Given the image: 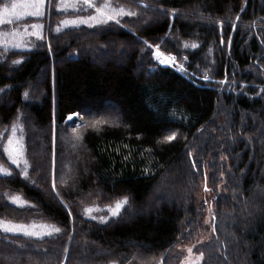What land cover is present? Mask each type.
<instances>
[{"label":"trees","instance_id":"1","mask_svg":"<svg viewBox=\"0 0 264 264\" xmlns=\"http://www.w3.org/2000/svg\"><path fill=\"white\" fill-rule=\"evenodd\" d=\"M30 3L0 0V221L41 238L0 231V264H264V0Z\"/></svg>","mask_w":264,"mask_h":264},{"label":"snow or ice","instance_id":"2","mask_svg":"<svg viewBox=\"0 0 264 264\" xmlns=\"http://www.w3.org/2000/svg\"><path fill=\"white\" fill-rule=\"evenodd\" d=\"M83 4L87 6V8H91L94 9V11L97 13V15H89L86 18L80 19L78 18L77 20H64L61 21L62 24L64 25H68V24H73V25H78V24H88L89 26H92V22H95L96 24H104L107 21H114L116 24H120V19H118V17L124 16V15H128V16H134L135 13L131 12V11H125L124 8L122 7H111L110 5H108L107 3L103 4V5H94L92 3V0H83ZM44 5V0H31L30 5H28L32 10L28 11L25 13V15H29V16H35V17H39L43 15V11H42V6ZM76 7L75 4H69L67 2H65L63 5H57V8L59 9L60 7H64L65 9L67 7ZM19 7V5L17 4H13L11 6V10H9L8 8L3 9L4 12H7L9 14L10 17L19 19V15L16 13V9ZM106 9H110V11H106ZM80 11H84L85 9L83 7H81L79 9ZM12 20L9 19L8 23H11ZM31 27L33 29H39L40 27H42L39 24H32ZM57 31H59V28H57ZM12 35H16V33H12ZM31 35H36L37 38H41L39 36L38 32H33L31 33ZM147 43V42H145ZM14 47H19V45H14ZM149 47H152L151 45H149ZM187 47V45H186ZM193 48L196 47L195 44L192 45ZM157 57H159L160 53L157 52L156 53ZM174 59V58H173ZM163 62V61H162ZM14 63H19L18 61H14ZM205 79H207V77H205ZM25 95H27V93H25ZM72 117L69 116V119H71ZM99 123V122H98ZM95 127V125H93ZM176 133L172 132L170 135H167L164 137V140L166 141H171L175 138ZM9 145L12 144L11 139L9 138L8 141ZM5 151L8 152V148H5ZM10 158L12 159V163H17V160L15 159V157L11 156V153H9ZM193 167H196L195 163L193 164ZM5 175H9L8 173H5ZM55 187V186H54ZM205 191H209V189L207 187H205ZM19 201L18 197H13V202H17ZM128 204V198L127 196L123 197L122 199H119L115 202L114 207L113 206H108L107 207V212L108 214L112 215V216H117L119 215L121 209ZM19 207H23L24 204L20 203L18 205ZM84 213L86 214H90L91 212L94 211L93 208H89L86 207L84 208ZM69 215H71V213H69ZM92 219H96V217H91ZM100 221L106 222L107 217H100L99 218ZM213 219H215V217H213ZM33 228L36 227V225L32 226ZM41 227H45V226H41ZM50 228V231H48L47 233H45L46 235L51 236L52 233H60L61 229L55 226H47ZM0 231L4 232V233H12L13 235H17V234H21L23 236L26 237H36V238H41V234L37 233V232H33L30 231L28 228H25L22 225H11V224H6L4 221H0ZM262 247H264V242H262ZM188 253L191 255L192 253V249L188 248L187 249ZM203 254L201 253V256ZM262 260H264V257H262Z\"/></svg>","mask_w":264,"mask_h":264},{"label":"rangeland","instance_id":"3","mask_svg":"<svg viewBox=\"0 0 264 264\" xmlns=\"http://www.w3.org/2000/svg\"><path fill=\"white\" fill-rule=\"evenodd\" d=\"M155 54H156V49H155ZM157 56V55H156ZM159 57H162L163 59L165 57L162 56V54L159 55ZM159 60H161V58H158ZM167 62H169V65H172L173 63H171V60L166 59ZM83 119L80 116L74 115L72 116L71 119H68V122L70 124V127H76L78 125H80L82 123ZM159 194V192H155V190H153L151 192V196L154 197L155 195ZM154 195V196H153ZM210 212V210H209ZM210 214V213H209ZM209 217L208 215H206V219L207 220ZM202 242H206L207 240L202 239ZM183 246L179 247V254H180V263L182 264H193L196 261H199L201 259V256L199 255V249L197 248L198 242L195 241V243H189V244H182ZM191 248L192 249V253L191 255L188 253L187 249Z\"/></svg>","mask_w":264,"mask_h":264}]
</instances>
